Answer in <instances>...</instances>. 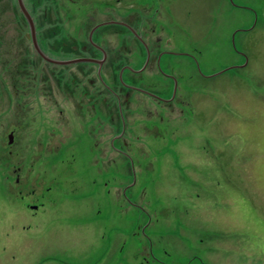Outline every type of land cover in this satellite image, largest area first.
<instances>
[{"label": "rangeland", "instance_id": "rangeland-1", "mask_svg": "<svg viewBox=\"0 0 264 264\" xmlns=\"http://www.w3.org/2000/svg\"><path fill=\"white\" fill-rule=\"evenodd\" d=\"M66 1L77 0H25L31 11ZM120 1L132 7L140 0ZM173 4L178 24L152 33L193 55L176 57V75L187 86L178 98L186 105L133 96L125 127L115 118L123 135L116 145L135 157L129 161L107 146L115 132L109 117L91 121L104 148L92 151L94 138L79 129L90 120L63 131L57 107L47 111L43 95L18 125L10 70L31 43L20 40L17 0H0V264H120L123 255L128 264H264V0ZM74 22L86 23L83 16ZM29 53L57 92L54 69ZM58 68L66 87L79 67ZM67 132L78 142L73 153L71 139L60 153L37 149L38 141L44 148ZM38 154L49 159L41 164Z\"/></svg>", "mask_w": 264, "mask_h": 264}, {"label": "flooded vegetation", "instance_id": "flooded-vegetation-1", "mask_svg": "<svg viewBox=\"0 0 264 264\" xmlns=\"http://www.w3.org/2000/svg\"><path fill=\"white\" fill-rule=\"evenodd\" d=\"M173 1L140 0L134 2L135 6L132 7L126 6L129 3H122L120 0H77L55 4L48 2L35 5L34 11H31L30 7L27 6L33 19L34 36L42 53L34 46L31 24L25 13L22 12L21 6H18V11L14 10L13 14H16L19 25L21 19L25 25L20 40L30 41V47L34 53L33 61L37 59L42 66H48L55 70L51 73V78L58 87L57 92H53L48 88V74L45 75L42 71L37 70L36 62H31L30 47L29 44L25 43V55L22 52L19 56L22 60L18 58V64L13 65L12 70H10V81L12 82L10 94L14 97L18 125L23 124V119H26L24 115L30 113V107L34 104L33 99H38L43 95L45 103L48 104H45L42 100L47 111L49 110L48 106L54 109L52 104L57 107L58 118L56 122H61L60 126L63 131H68L70 126L73 133L75 121L88 119L90 122L85 124V129L79 128L80 133L88 134L93 139L97 130L95 124L91 121L100 119V117H109L115 132L112 133L113 136L107 146L112 150L123 152L129 161L135 159L116 145V140L118 141L120 137L123 138V135H120V132L117 133L118 124L115 122V118L119 117L120 123L124 124L123 127H125L128 117L133 112L130 108L133 103L131 98L142 93L149 99H156L161 105L164 102L170 105L173 103L186 105V102L180 103L178 98L179 90H187V86L176 75V71L181 69L180 65L182 64L176 62V57L179 60L184 57L193 58V55L185 51L181 53L174 52L170 48L172 41L164 40L161 34L159 36L155 35L156 32H161L162 29L172 30L170 28L173 24H178L175 16H173L174 7H176ZM123 10L127 12L122 13ZM2 11V14H5L4 10ZM129 12H133L134 15ZM19 13L22 14L21 17L17 16ZM79 16L85 18L86 23L82 26H77L74 22V19ZM128 16L132 21L125 19ZM56 40H58L55 45L56 48L51 51L52 43ZM112 49L114 52H112ZM182 53L183 55H178ZM46 56L54 60H60L62 63H56L46 58ZM25 57L28 58L25 59ZM29 60L31 65L34 66V70H37L33 75L30 74L28 68L30 63H26ZM137 61H139L138 65L135 64ZM58 66L61 67V72L64 70L71 71L70 67L73 66L79 67L76 68L77 71L70 78V82L66 87L61 84V78L56 77L57 70H59ZM109 69L111 70L109 71ZM181 77L185 78L184 75ZM38 80L44 87L45 92L39 91L36 87L39 84ZM28 97H31L30 103L27 100ZM74 98L76 99L74 103L70 106L66 104ZM139 100L145 101L143 98H139ZM39 101L40 99L36 100V102ZM116 102L118 107L113 111L112 106L115 105L116 107ZM140 108L143 107L137 105L135 111L139 112ZM25 111L26 113H24ZM88 124L93 126L92 129L90 128L89 133ZM50 127L54 132L57 131L56 124H51ZM11 133L8 138L12 137ZM59 139L58 143H53L55 140H49L44 148L41 143L39 144L41 141H38L37 149L45 150L47 153H60L68 148L67 145L71 139L72 145L70 148H73L72 150L68 148V151L73 153L74 147L78 145V142L75 143L76 139L73 134L70 135L68 132L66 136L61 135ZM100 143L101 138L95 137L92 151L98 150L100 152V150H104L103 147H100ZM9 144L11 143L9 142ZM123 144H127V142L124 141ZM37 157L38 162L40 161L41 164L49 159L48 154L44 159L41 154H38ZM34 166H32L31 171L34 170ZM43 182L41 181L39 184H43ZM35 191V189L32 190V192ZM16 195L22 198L23 202H28L26 196L22 195V191H18ZM37 195H39L38 192ZM29 196H33V194ZM27 205L28 209L32 210L34 208V212L38 213L39 207L37 205Z\"/></svg>", "mask_w": 264, "mask_h": 264}, {"label": "water", "instance_id": "water-1", "mask_svg": "<svg viewBox=\"0 0 264 264\" xmlns=\"http://www.w3.org/2000/svg\"><path fill=\"white\" fill-rule=\"evenodd\" d=\"M18 2H19L20 6L22 8V12L25 13V15L27 16V19H28L29 23L31 24V33H32V36H34L35 35V29H34L33 19L31 17L30 13L27 10L26 4H25L24 0H18ZM34 46L37 48V50H39L42 53L41 48L38 46V42H37V39H36L35 36H34ZM46 58H49V57L46 56ZM49 59H51V58H49ZM51 60L54 61V62H56V63L57 62L58 63H62V61H60V60H54V59H51ZM9 140H10V143H12L11 137H10Z\"/></svg>", "mask_w": 264, "mask_h": 264}, {"label": "crops", "instance_id": "crops-1", "mask_svg": "<svg viewBox=\"0 0 264 264\" xmlns=\"http://www.w3.org/2000/svg\"><path fill=\"white\" fill-rule=\"evenodd\" d=\"M142 226H143V225H141V227H142ZM108 259H109V258H107L106 260H108ZM118 261H119L120 264H128V261H129V260H127V257L123 255V257H122V256L119 257ZM110 262H111V261H110ZM123 262H125V263H123Z\"/></svg>", "mask_w": 264, "mask_h": 264}, {"label": "trees", "instance_id": "trees-1", "mask_svg": "<svg viewBox=\"0 0 264 264\" xmlns=\"http://www.w3.org/2000/svg\"><path fill=\"white\" fill-rule=\"evenodd\" d=\"M0 157H1V158L3 157L2 153H0Z\"/></svg>", "mask_w": 264, "mask_h": 264}]
</instances>
